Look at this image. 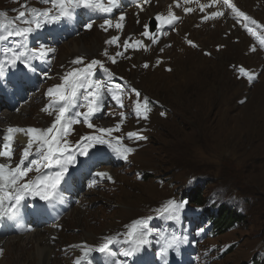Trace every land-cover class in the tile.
Returning <instances> with one entry per match:
<instances>
[{"label": "rangeland", "instance_id": "rangeland-1", "mask_svg": "<svg viewBox=\"0 0 264 264\" xmlns=\"http://www.w3.org/2000/svg\"><path fill=\"white\" fill-rule=\"evenodd\" d=\"M164 1L150 0L149 4L136 7L139 9L132 14V21L127 13L132 5L118 3L111 26L105 25L104 21H91L89 13L82 11L80 20L84 25L92 22L91 29L80 30L55 44L45 70H49L50 76L43 81L36 80L37 86L40 85L38 91L27 94L29 97L26 101L21 100L17 108L3 107L0 111L1 125L7 120L3 113L9 111L17 116L19 126L46 130L55 116L53 112L49 115L44 112L43 106L54 104L58 99L47 95L48 89L63 84L62 90H70L72 81L69 77V83L65 84L66 74L86 70L92 61H99L97 66L105 65L131 86L125 97L124 110L109 108L92 128H79L72 138L78 140L85 132L118 123L119 134L128 137L129 133H134L146 139L133 136L128 140L129 146H133L129 166L120 162L117 167L103 164L97 168L109 176L112 173L111 182L95 189L88 188L86 178L80 185L78 180L71 184L72 190L67 193L70 200L67 216L62 215L56 223L59 224L57 229L54 230L53 225L44 228L48 229L47 235L51 229L58 234L51 236L55 256L49 260L50 264H71L73 257L82 255L86 248L101 244L111 232L119 233L132 220L150 218L156 205L164 210L169 200L177 202L185 185L198 180L208 182L199 187L201 202H197L196 194L192 195L193 206L203 205L208 196L219 192L221 196L242 197L247 210L245 213L242 209L243 219L232 229H221L224 230L221 233L217 230L205 239L201 264H211V258L220 252L225 255L214 264H246L264 249V54L255 40V36L264 30V0H231L240 11L258 22L261 30L249 25L254 34L244 31L243 18L234 16L230 8L216 3L201 12L200 5H207L210 0H181L179 9L186 17L180 25L175 24L162 36L152 39L142 35L146 25L149 29L151 17L169 16ZM48 3V0H0V10L17 16L20 11L34 12L37 8V13L49 12L51 16L58 7L49 3L52 8L46 9ZM24 5L27 7L19 8ZM185 8L193 11L185 13ZM141 9L143 13L147 11L144 18L139 16ZM220 10L224 12L223 16L202 19ZM122 14H125V21L117 28ZM0 18L5 24L4 17L0 15ZM113 38L118 40L106 43ZM125 41L131 45L127 50ZM74 45L86 52L70 51ZM78 58L83 62L73 63ZM145 63L149 65L147 68L143 67ZM240 67L254 73L255 81L249 83L239 72ZM42 87L45 88L41 92ZM132 89L138 90L140 96L136 97ZM142 98L157 102L152 100L149 112L143 113L141 109L137 114L135 103L141 102ZM3 135L0 134V141ZM166 216L172 222L176 218V215ZM161 233L158 235L164 236L163 243L160 242L162 247L170 238V232ZM153 235L151 231L147 237L149 241ZM7 237L9 240L14 238L6 236L3 239L9 241ZM29 238L23 241L28 242ZM179 239L180 235L176 236L177 242ZM73 247H78L79 252H70ZM214 250L217 253L209 258ZM28 253L33 254L32 251ZM260 253L264 256V251ZM29 260L28 255L21 256L15 250L9 252L3 247L0 250V264H29Z\"/></svg>", "mask_w": 264, "mask_h": 264}, {"label": "snow or ice", "instance_id": "snow-or-ice-1", "mask_svg": "<svg viewBox=\"0 0 264 264\" xmlns=\"http://www.w3.org/2000/svg\"><path fill=\"white\" fill-rule=\"evenodd\" d=\"M49 3H52L54 6L58 7V13L53 14L49 16V12H43V13H36V12H26V11H20L17 15V17L14 18L13 24L15 23V20H20L26 25H34L35 30H39L43 27L44 24L47 23H56L61 20H67L74 17L76 14V10L80 9L81 7L84 9L91 10L93 12H101V13H110L113 11V8L117 5L115 4L114 0H108V3L111 6H104L102 3L99 2V0H48ZM150 0H144V3H148ZM185 2H189V0H185ZM217 2L222 3L224 7L230 8L234 16L237 18H243L245 21H250L252 25H258V22L255 20H252L250 17H248L245 13L240 11L233 3H231V0H210V3L207 5L201 4L200 10L201 12H204L206 8L213 7ZM179 6V4H177ZM23 7H27V5H24ZM143 10V9H141ZM185 13L192 12V8H185ZM224 12L222 10L220 11H213L209 13L208 15H205L202 17L203 20H207L209 18H216L218 16H223ZM30 17V18H29ZM125 16L122 14L119 17L120 21H124ZM155 19L158 22H161L163 25L171 26L173 25L178 17H176L173 13H169V16L166 18L163 15L158 14ZM111 19H105L104 24L105 25H112ZM85 28L91 29L92 22L87 23L84 25ZM101 27H104V25H101ZM117 28L121 27L120 23L116 24ZM246 30L249 32V34H254L253 29L251 27H248V25H245ZM145 32L142 33L144 36L149 35V31L147 30V25L145 26ZM34 31L33 27H24L22 29H15L8 33V37L0 36V40L7 39L9 37H16V38H22L27 39L29 35L32 34ZM118 40V38H113V41H107L106 43L115 42ZM156 42L155 40L153 41ZM190 45L195 47L196 45L192 41H188ZM261 43H264V41H261ZM129 43L125 41L124 48L125 50L130 47ZM255 50L254 48L252 49ZM52 51L51 49L47 48V46L40 44L37 49L29 50V53L25 52H15L12 54L9 63L12 67H15L17 63L23 65V67L27 69H31L32 71H35L34 66L30 63L31 60H40L44 61L46 60L49 52ZM163 51V49H161ZM105 55H107V51H105ZM117 55H122V53H117ZM112 62L115 63V58L112 57ZM82 58H78L77 60L73 61V63H82ZM99 61H92L86 71L81 75L79 70H73L72 72L66 74L64 77L65 84L69 83V77H72V82L70 84V90H62L64 89V85H56L52 88L48 89L47 95L50 97H58L57 100L54 101V106L57 107L58 114L55 117L54 123L47 128L46 130H40L35 128H28L25 129H19V128H13L9 127L7 129L6 135H4L3 140L5 143L2 145V150H0V157H7L11 159V156L13 154V150L10 146L9 141L13 139L12 133L15 132H25V134L29 135L31 138L29 140L28 146L25 148L22 159L20 161V164L16 166L15 169L10 168V165L0 163V189L11 187L12 185H15V196L9 201L8 206H4L3 200H0V219H4L5 217L12 219L15 217L16 212L19 211L21 207L24 205L21 203L25 200V197L27 195H39L40 199L43 201H51L53 199L57 192H58V186L62 183V181L66 180V173L69 172L70 166H74L77 163V154L79 156L87 157L89 160L93 158V154L90 151L91 149L95 148L96 145H107V147L111 148L112 151L117 154L118 156H121L122 158L126 159L127 157L124 156V153L131 152L133 149L131 148H120V147H114L110 140H105L100 135H90L82 137L80 141H77L75 146V151L71 150L70 145L65 141L63 146L61 147L59 142L57 141V136L55 135L56 132H63L66 131L64 127V121L66 118V113H68L69 109L72 110L74 114L73 119H69L67 121L68 125L71 126L74 122H81L80 118H83L84 122L89 121L90 117L95 114L96 112L100 111V102L101 97L99 95V89L101 88V85L99 83L93 84L90 77L92 74V65L99 64ZM102 66V65H101ZM149 65L145 63L143 67L147 68ZM169 71L171 69H168ZM0 71H2V68H0ZM105 72H107V69H104ZM239 72L242 76H245L249 83H251L255 78L254 73H250L246 71L243 67H240ZM25 84V80L23 77L18 82V85L23 87ZM4 84H0V87H4ZM95 88L97 90V93L93 95L89 89ZM132 92L135 93L136 97L140 96V93L136 89H132ZM80 97H82L83 101L85 103H78L80 100ZM148 100L145 98L143 102H140L137 100L135 103V110L137 114H140L141 109L145 112H147L149 109L147 108ZM86 107L87 111L82 112L79 111L80 108ZM121 107H123V104L121 103ZM45 111L47 110L44 109ZM163 115V113H161ZM123 116V114H121ZM145 119H147V116H144ZM122 123V121H121ZM60 126L58 129L57 126ZM89 128H92L93 125L91 123H88L87 125ZM116 130H119V124L116 126ZM99 133L103 134H110L113 129L112 128H99L97 130ZM133 136H137L138 139H146V137L138 136L134 133H129L128 137L131 139ZM32 139H36L43 144L47 145V152L43 153V161L45 168H50L52 166L57 167L59 170L50 174L45 175L43 178L38 177L37 181H28L23 184H17V180L25 177L29 171H32L33 169L31 167L24 168V161L28 159L30 152L29 148L32 146ZM120 137L116 138V143H121ZM55 144V146H53ZM37 151L39 152L40 149L37 148ZM59 154V155H57ZM32 165H36L37 161L32 160L30 162ZM8 169L6 172L5 170ZM39 168L36 169V171L39 172ZM96 175L98 177H104L106 179H111L110 176H108L106 173H100L97 172ZM43 189V191L41 190ZM184 207V202H176L174 200H169L164 208L165 214L169 216H174L177 214L178 211H180ZM151 219V218H149ZM131 231L127 233V238L124 239V243L129 244V249L123 253L124 256H131L134 251H137L140 246L150 243L148 240V235L151 234V231L147 229L146 227V221L144 219H138L134 221L131 225ZM120 234H117L116 236H110L105 238V242L100 244L99 246L95 247V251L100 253H105L109 250L110 245H112L114 242H119ZM92 249H89L91 251ZM88 253L85 252L84 255L86 256ZM75 264H81V259H77ZM113 264H122L121 261H113Z\"/></svg>", "mask_w": 264, "mask_h": 264}, {"label": "bare ground", "instance_id": "bare-ground-1", "mask_svg": "<svg viewBox=\"0 0 264 264\" xmlns=\"http://www.w3.org/2000/svg\"><path fill=\"white\" fill-rule=\"evenodd\" d=\"M181 0H165L164 2H163V4H165L166 6H165V9L166 10H168V13H173L176 17H178V19L176 20V24L177 25H180V23L182 22V21H184L185 20V15H184V13H183V11H181L180 9H179V6H177V4H179V2H180ZM126 3H128V2H126V1H124V2H121V4L122 5H125ZM137 9H139V8H136L134 5H132V6H130V9L127 11V13H128V16L130 17V20L132 21V19H133V13L137 10ZM146 12L147 11H145L144 13H143V10H141V13L139 14V16H141V18H144L145 17V15L144 14H146ZM124 16H125V14H123ZM124 21H125V19H124ZM124 21H120L119 20V23L120 24H122L123 25V23H124ZM180 28V27H179ZM181 29V28H180ZM143 42H145V43H147L146 42V40H144L143 39ZM73 44H75V43H73ZM80 51V52H83V53H85L86 52V50L85 49H82V48H80L78 45H74L71 49H70V51ZM45 73H47L46 71H45ZM32 77L34 78L35 76H33L32 75ZM32 81H34L33 83H36L37 85H38V83L36 82V79L34 78V80H32ZM3 107H5L6 109H9L8 107L9 106H7L6 107V105H5V103H1L0 102V111H2L3 110ZM10 110V109H9ZM3 113V112H2ZM2 116H5V119H7L6 121H4V122H6V124H4V125H1L0 124V134L1 135H3V133L6 131V129H8L9 127H17V128H19V129H25L26 130V128H24V126L23 125H20L19 126V124H17V122L16 121H18V119H17V116L15 115V114H13V113H11V112H6V113H3V115ZM105 124V123H104ZM108 127V126H107ZM18 134H19V136H17V140H19L20 142H24V143H28L29 144V140H30V136L29 135H27V134H25V132H18ZM35 141V139H32V142H34ZM111 176L113 177V174L111 173ZM114 179H116L117 180V177H115L114 176ZM73 182V180H69V181H67L66 183H65V185H64V188H67L68 190H69V187H70V184ZM73 186V185H72ZM201 186H203V184H201V185H198V188L199 187H201ZM9 188V187H8ZM63 188V189H64ZM63 189H62V192L60 193V196H61V201H63ZM7 190H9V189H7ZM70 190H72V189H70ZM70 197V196H69ZM83 197V196H82ZM67 199H68V202H70V200H69V198L67 197ZM229 207V206H228ZM231 208H233V206L231 207ZM239 210H240V208H238ZM38 210V209H37ZM63 210V208L61 209V211ZM239 213L240 214H242V212H241V210L239 211ZM46 214H48V215H46ZM50 214V215H49ZM36 215H38V216H43V215H46V217L45 218H47V217H49V218H53V216L55 215L53 212H43V213H34V212H32V210H30L29 211V213L27 214V215H23L22 214V217H24V219H23V222H24V228H25V225H26V221H29V220H31L33 217H35ZM66 215V214H65ZM243 215V214H242ZM67 216V215H66ZM62 219V216H61V218H60V220ZM8 222V221H7ZM7 222H5V221H3L2 223L4 224V225H6L7 224ZM196 222H197V220H196ZM59 225V224H58ZM58 225H56V226H53V229L55 230V229H57V226ZM30 228H32L33 226L31 225V226H29ZM30 230H32V229H30ZM47 230L48 229H44V230H41V229H33L32 231H30L29 233H27L25 236H23V237H14V238H11L10 240H9V238L7 237V239L9 240V241H7V240H5V239H3V238H0V250H1V248L3 247V250L5 249L6 251H9V252H11V251H13V250H15L16 252H18L19 254H21V256H25V255H28V257H29V264H36V262L38 263V264H50L51 262H49V260H51V259H53L54 258V256H55V253H54V250L51 248V242H52V240H51V236L53 237V236H55V235H58V234H55L54 233V231H52V229L51 230H49V234L50 235H47L46 233H47ZM26 237H30L29 238V240H27L28 242H24L23 241V239H25ZM60 237V236H59ZM18 242L19 243H21V244H18ZM5 246V247H4ZM21 246V247H20ZM13 249V250H12ZM79 249H78V247H73V249L70 251V252H77ZM33 252V254H30V253H28V252ZM79 252V251H78ZM77 252V253H78ZM7 256H8V253L6 252L5 253V257L7 258ZM77 256H81V255H78L77 254ZM75 258V257H74Z\"/></svg>", "mask_w": 264, "mask_h": 264}, {"label": "trees", "instance_id": "trees-1", "mask_svg": "<svg viewBox=\"0 0 264 264\" xmlns=\"http://www.w3.org/2000/svg\"><path fill=\"white\" fill-rule=\"evenodd\" d=\"M147 177V176H145ZM195 194L198 196L197 202L202 201V194L200 193V188H196ZM242 214H240L238 211L233 210L230 211L226 208L219 209V215L217 217H213L211 220L213 223H215L214 227L216 228L220 233L224 230H229L230 228L234 227V224L239 223L243 218ZM220 223V225H219ZM224 229V230H221Z\"/></svg>", "mask_w": 264, "mask_h": 264}]
</instances>
